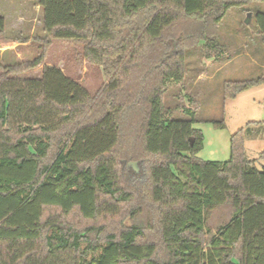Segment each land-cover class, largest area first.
<instances>
[{
  "label": "trees",
  "instance_id": "16d2710c",
  "mask_svg": "<svg viewBox=\"0 0 264 264\" xmlns=\"http://www.w3.org/2000/svg\"><path fill=\"white\" fill-rule=\"evenodd\" d=\"M22 1L108 81L92 94L57 65L16 76L44 53L0 64V264H264V167L246 151L264 123L231 136L229 160H203L195 120L164 106L185 74L174 39L217 48L229 12L264 0ZM5 34L0 15L1 48L27 40ZM262 83L226 81L224 98Z\"/></svg>",
  "mask_w": 264,
  "mask_h": 264
},
{
  "label": "rangeland",
  "instance_id": "374dc122",
  "mask_svg": "<svg viewBox=\"0 0 264 264\" xmlns=\"http://www.w3.org/2000/svg\"><path fill=\"white\" fill-rule=\"evenodd\" d=\"M261 12L264 13V2L231 10L216 30L217 48L208 50L203 41L185 46L174 39L172 51L180 49L185 53V74L183 81L167 83L166 117L195 120L193 126L204 136V146L198 153L203 160H229L231 136L249 122L264 123V83L240 92L235 99L224 98L226 81L264 78V39L256 23V15ZM0 15L6 21V37L27 39L16 47L0 50V64L24 62L45 54L42 65L16 76L40 77L44 65H57L92 94L108 81L102 66L84 57L81 42L49 39L43 29V10L37 2L0 0ZM42 39L48 40L46 46ZM220 120L225 121V127L213 123ZM263 150L264 130L247 137V155L258 159L260 169L264 167V159L259 158Z\"/></svg>",
  "mask_w": 264,
  "mask_h": 264
},
{
  "label": "crops",
  "instance_id": "0c3cea01",
  "mask_svg": "<svg viewBox=\"0 0 264 264\" xmlns=\"http://www.w3.org/2000/svg\"><path fill=\"white\" fill-rule=\"evenodd\" d=\"M17 45H18V44L14 45L13 47H16ZM13 47H12V48H13ZM2 49H7V48H5V47L1 48V47H0V50H2Z\"/></svg>",
  "mask_w": 264,
  "mask_h": 264
}]
</instances>
